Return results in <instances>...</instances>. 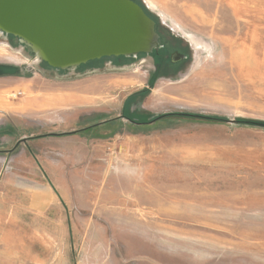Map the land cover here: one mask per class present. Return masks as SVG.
<instances>
[{
  "label": "rangeland",
  "instance_id": "1",
  "mask_svg": "<svg viewBox=\"0 0 264 264\" xmlns=\"http://www.w3.org/2000/svg\"><path fill=\"white\" fill-rule=\"evenodd\" d=\"M135 1L152 53L57 69L0 31V264H264V0Z\"/></svg>",
  "mask_w": 264,
  "mask_h": 264
},
{
  "label": "water",
  "instance_id": "2",
  "mask_svg": "<svg viewBox=\"0 0 264 264\" xmlns=\"http://www.w3.org/2000/svg\"><path fill=\"white\" fill-rule=\"evenodd\" d=\"M0 31L57 69L154 50L145 49L154 23L131 0H0Z\"/></svg>",
  "mask_w": 264,
  "mask_h": 264
},
{
  "label": "crops",
  "instance_id": "3",
  "mask_svg": "<svg viewBox=\"0 0 264 264\" xmlns=\"http://www.w3.org/2000/svg\"><path fill=\"white\" fill-rule=\"evenodd\" d=\"M145 88H147V87H145ZM145 88H143V89H145ZM143 89H138L140 92H142L143 91ZM66 102V101H65ZM141 126H146V125H141ZM141 126H137V127H139V128H142ZM147 126H150V124H148ZM146 126V127H147ZM2 130V127H0V131ZM78 133V132H77ZM53 137H51L50 136V138H47V139H49V140H55V139H57V138H64V136H68V134H66V133H63V132H61L60 134H58L57 136H55V135H52ZM31 138V137H30ZM29 138V139H30ZM37 138H39V137H37ZM36 138V139H37ZM25 140H28V138H21V139H19V141L17 142V144L15 145V148L14 149H18V147H19V144H22V143H24V141ZM25 145V144H24ZM48 184V188L50 189V190H53L54 189V185L53 184H51V183H47ZM33 194H36L35 196L33 195V205H34V207L37 209V212L38 213H42V212H45L46 210H47V207L49 206V203H48V201L50 200V194H49V192H47V191H45V192H35V191H33ZM40 201V202H39Z\"/></svg>",
  "mask_w": 264,
  "mask_h": 264
},
{
  "label": "trees",
  "instance_id": "4",
  "mask_svg": "<svg viewBox=\"0 0 264 264\" xmlns=\"http://www.w3.org/2000/svg\"><path fill=\"white\" fill-rule=\"evenodd\" d=\"M131 1H133V2H135V3H137V1H135V0H131ZM138 4V3H137ZM139 5V4H138ZM140 6V5H139ZM141 7V6H140ZM142 8V7H141ZM143 9V8H142ZM143 11H144V9H143ZM144 13L148 16V14H147V12L146 11H144ZM11 37H13V36H11ZM14 38V37H13ZM101 60V59H100ZM161 61V60H160ZM160 61L159 60H157V63H156V65H157V67H162L163 69L165 68V72H166V74L168 73L167 72V64H169V61H161V63H160ZM89 63V62H88ZM88 63H86V64H88ZM86 64H84V65H86ZM81 66V65H80ZM164 71V70H163ZM5 74L2 72V71H0V76H4ZM141 93H144V94H146L147 93V91H142ZM168 117H179V118H189V119H194V120H206V121H210V122H216V123H225L226 121L224 120V119H217V118H214V117H207V116H202V115H198V114H172V115H164V116H160V117H158L157 119H155V120H159V119H162V118H168ZM155 120H153V121H155ZM237 122V124H242V125H253V126H259V124L258 123H254V122H246V121H235L234 123H236ZM263 127H264V125H263Z\"/></svg>",
  "mask_w": 264,
  "mask_h": 264
},
{
  "label": "bare ground",
  "instance_id": "5",
  "mask_svg": "<svg viewBox=\"0 0 264 264\" xmlns=\"http://www.w3.org/2000/svg\"><path fill=\"white\" fill-rule=\"evenodd\" d=\"M146 46H145V49H150V50H152L153 48H154V46H155V44H156V38H155V34H153V33H151V34H149L148 36H147V38H146ZM28 45V47L30 48V50L32 51V53L36 56V58L37 59H39V60H41V61H43V62H45V63H47L46 62V60H45V58H44V56L42 55V53L38 50V49H36V47H33V46H31V45H29V44H27ZM33 47V48H32ZM136 55H138V54H136L135 53V55H134V57L136 56ZM132 57H133V55H131ZM173 212V211H172ZM171 213V212H170ZM175 213V212H174ZM173 213V214H174ZM168 214H169V212H168ZM172 214V215H173ZM177 214V213H176ZM175 215V214H174Z\"/></svg>",
  "mask_w": 264,
  "mask_h": 264
}]
</instances>
